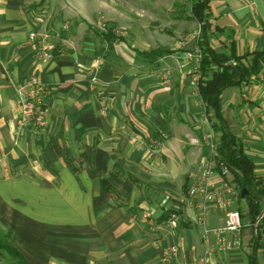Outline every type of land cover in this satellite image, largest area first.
Here are the masks:
<instances>
[{
    "label": "crops",
    "instance_id": "crops-1",
    "mask_svg": "<svg viewBox=\"0 0 264 264\" xmlns=\"http://www.w3.org/2000/svg\"><path fill=\"white\" fill-rule=\"evenodd\" d=\"M35 1L0 0V229L12 231L14 245L30 264H200L204 256L208 264H248L261 216L252 221L232 173L223 174L218 167L209 179L220 191L223 208L208 206L204 213L200 197H192V214L176 192L187 176L175 168L184 172L187 163L178 162L172 149L189 141L201 164L190 175L196 184L206 161L221 160L217 147L211 148L221 133L211 126L213 137L204 124L193 131L164 125L171 137L162 144L164 163L148 158L141 141L121 123L150 119L155 113L153 100L142 97L147 81L142 64L123 61L120 45L129 46L134 59L144 62L154 61L141 58L136 50L172 55L179 47L134 48L113 30L125 41L104 39L97 45L102 37L96 35L101 32L96 13L88 12L84 25L63 29L61 21L36 12ZM190 17L198 30L184 49L193 51L187 57L198 72L200 25ZM209 22L215 51L229 53L234 46L241 56L264 50V0H216ZM34 28L55 46L47 62L40 60L38 45L28 40ZM98 46L106 49L104 57L97 54ZM99 58L102 65L96 69ZM31 76L47 90L45 123L39 131L19 137L18 89ZM220 100L230 132L253 161L254 175L264 179V82L252 79L225 89ZM210 119L213 125L212 110ZM104 179L116 194L103 190ZM173 210L186 224L177 220V226H171ZM231 211L240 213L243 227L239 235L228 234V246L218 250L215 230ZM259 244L258 263L264 264V234ZM174 245L178 255L164 263Z\"/></svg>",
    "mask_w": 264,
    "mask_h": 264
},
{
    "label": "rangeland",
    "instance_id": "rangeland-1",
    "mask_svg": "<svg viewBox=\"0 0 264 264\" xmlns=\"http://www.w3.org/2000/svg\"><path fill=\"white\" fill-rule=\"evenodd\" d=\"M191 4L192 0H36L33 6L36 12H45L47 16H51L53 20L61 21L67 27L86 24L83 23L85 22L83 18L89 16L88 12H94L96 13L94 18L96 27L100 31L113 30L117 34L125 36L134 48L153 50L179 47L177 53L154 62L134 59L133 51L124 44L120 46L125 50V53L119 52L123 61L129 64L134 62L142 64V74L147 80L142 86L144 91L142 97L149 96L153 100L155 113V115H150V119H121V123L134 138L141 141L148 158L158 159L159 162L163 161L164 163L167 155L164 153L162 144L171 138L168 135L169 132L165 131L164 125L172 123L181 131H193L194 128L204 124L209 132H212L213 137L215 133L212 130L213 127L211 128V110L203 105L198 93L197 68L195 63L187 57V54L193 53V51L184 49L191 43L192 37L198 30L197 24L189 19ZM85 26L88 30L87 25ZM99 41L105 42L103 38L98 37L97 45ZM97 48V54L104 57L106 49L102 51L99 49L100 46ZM101 60L102 58H99L96 69L101 68ZM93 79L94 82L97 80L96 77ZM20 115L21 113L17 117L16 129V135L19 137L27 131H39L44 126V124L35 125L31 121L27 130L21 134L19 132ZM180 144L181 146H175L172 149L173 156L178 162L184 159L187 167L184 172L181 168H175V172L181 177L187 176V179H182L176 192L180 198H183L185 207L194 214L192 196L189 192L195 184L190 175L197 173L200 168V158L190 150L189 141H185V143L180 141ZM189 167L190 171H187ZM145 169L148 168L145 167ZM14 172H18V170L16 169ZM176 211H171V220L173 216L178 220ZM163 216L166 218L165 215ZM178 221L186 224L183 221ZM180 227L182 225L179 224L178 228ZM196 234L200 237L198 230ZM217 249L219 250L218 246ZM176 256H166L163 258V262L168 263ZM0 264H5L3 258H0Z\"/></svg>",
    "mask_w": 264,
    "mask_h": 264
},
{
    "label": "trees",
    "instance_id": "trees-1",
    "mask_svg": "<svg viewBox=\"0 0 264 264\" xmlns=\"http://www.w3.org/2000/svg\"><path fill=\"white\" fill-rule=\"evenodd\" d=\"M216 0H192L190 12L191 19L200 25L198 37V49L200 51V63L198 68L199 79L197 83L198 93L201 101L207 109L214 113L216 122L212 127L215 132L221 133L217 145V152L221 162L232 173L235 183L240 189V198L245 199L255 222L261 216L257 234L253 242V251L249 256L248 264H259L257 253L260 248L259 242L264 234V179L254 175V163L245 155L243 148L236 137L230 132L229 127L222 115L221 94L230 87H240L248 84L252 79L264 82V50L246 53L239 56L234 46H231L229 53L217 52L210 46L211 5ZM219 30V28H216ZM106 41H125V38L114 34L111 30L96 32ZM138 56L145 60L155 61L172 51L136 50ZM251 61L249 62V58ZM248 61V62H245ZM263 74V75H262ZM262 75V76H261ZM103 190L116 194L107 180H103ZM244 192V195H242ZM0 258L5 264H30L23 253L14 245L12 231L0 229Z\"/></svg>",
    "mask_w": 264,
    "mask_h": 264
},
{
    "label": "built area",
    "instance_id": "built-area-1",
    "mask_svg": "<svg viewBox=\"0 0 264 264\" xmlns=\"http://www.w3.org/2000/svg\"><path fill=\"white\" fill-rule=\"evenodd\" d=\"M67 26H63L66 29ZM28 40L31 44H37L40 48L39 58L43 62L49 61L53 56L55 46L48 43L40 35L37 28L32 29L28 34ZM197 59L200 60V55H197ZM94 80V79H93ZM47 90L40 81L31 76L24 81L22 86L18 89V101L20 106V117H19V132L23 134L28 124L32 121L35 125L44 124V103ZM212 140V138H210ZM216 144L211 141V148L213 151L216 149ZM220 167L223 174L228 172L227 167L223 162L219 161H206L203 164L201 179L191 188L189 194L192 197H200L202 202V212L205 213L206 208L209 206H217L223 208L224 202L221 201L220 191L216 190L214 186L210 184V177ZM227 184H223L226 187ZM259 221L256 222V225ZM171 226L175 228L177 226V219L173 216L170 222ZM243 227L241 215L238 211L228 212L225 219V224L215 230L216 242L219 249L226 248L228 246V240L226 236L228 234L237 235L241 232ZM207 233V231H205ZM178 247L173 246L167 251L166 256H176L178 254ZM200 264H208L207 257H201L199 259Z\"/></svg>",
    "mask_w": 264,
    "mask_h": 264
},
{
    "label": "water",
    "instance_id": "water-1",
    "mask_svg": "<svg viewBox=\"0 0 264 264\" xmlns=\"http://www.w3.org/2000/svg\"><path fill=\"white\" fill-rule=\"evenodd\" d=\"M242 195H244V192H243V194Z\"/></svg>",
    "mask_w": 264,
    "mask_h": 264
}]
</instances>
